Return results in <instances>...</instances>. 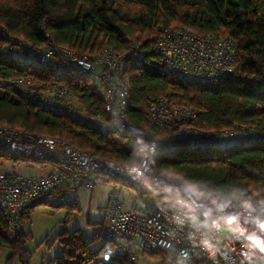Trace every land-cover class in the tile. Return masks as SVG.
<instances>
[{
	"label": "trees",
	"instance_id": "obj_1",
	"mask_svg": "<svg viewBox=\"0 0 264 264\" xmlns=\"http://www.w3.org/2000/svg\"><path fill=\"white\" fill-rule=\"evenodd\" d=\"M179 25L234 38L236 73L215 82H199L168 70L155 41L162 28ZM49 37L80 56H94L104 46L126 55L137 44L140 58L125 57L126 110L132 123L160 142L155 168L176 180L194 183L215 202L264 198L263 142H234L226 148L211 149L187 147L174 124L160 127L146 118L153 103L167 98L192 107L195 124L203 130L243 126L264 129V0H0V124L61 137L97 157L132 165L137 162L138 148L133 135L44 107L9 82L28 77L37 86L67 87L90 117L109 120L103 92L93 75L43 64L17 49L16 39L43 47ZM9 159L45 165L38 159L0 151V165ZM136 189L142 197L163 199L170 194L167 188ZM75 205H67L69 211L63 222ZM34 208L22 213L23 226ZM26 238V231L11 237L0 211V250H10L6 264L16 259L29 264L32 255ZM56 238L63 252L54 264H136L126 254L115 253V243L107 237L101 241L100 234L84 240L80 229L73 233L64 230Z\"/></svg>",
	"mask_w": 264,
	"mask_h": 264
},
{
	"label": "built area",
	"instance_id": "obj_2",
	"mask_svg": "<svg viewBox=\"0 0 264 264\" xmlns=\"http://www.w3.org/2000/svg\"><path fill=\"white\" fill-rule=\"evenodd\" d=\"M16 41L18 50L27 51L43 64L71 67L93 75L103 92L109 120L92 118L77 109L79 102L67 87L37 86L28 77L12 79L11 84L44 107L70 113L117 133L133 135L138 148L135 164H121L97 157L61 137L0 124V151L38 159L51 167L46 174L26 176L5 172L0 165V211L11 237L22 232L21 215L28 207L41 203L75 204L79 190L92 191L103 178H118L140 189L167 188L170 194L163 199L144 196L132 209H124V201L112 196L103 231L115 243V253L126 254L134 262L135 249L139 248L167 253L169 258L164 264H264L261 247L264 245V198L215 202L192 182L176 180L155 168L160 142L132 123L126 112L124 63L129 55L140 58L137 44L126 55L104 46L94 56H80L50 37L43 47L23 39ZM155 48L168 70L190 80L215 82L236 73L237 41L232 37L201 33L179 25L162 28ZM146 118L160 127L174 124L187 147L211 149L226 148L234 142L264 143V129L259 127L200 129L195 124L196 112L192 107L167 98L153 103Z\"/></svg>",
	"mask_w": 264,
	"mask_h": 264
},
{
	"label": "rangeland",
	"instance_id": "obj_3",
	"mask_svg": "<svg viewBox=\"0 0 264 264\" xmlns=\"http://www.w3.org/2000/svg\"><path fill=\"white\" fill-rule=\"evenodd\" d=\"M77 106L76 108L81 112L87 113L84 107H80L79 104ZM2 168L5 172L26 176L43 175L51 170L49 165L44 166L32 160L15 162L11 159L6 160ZM163 174L172 177L169 174ZM113 195L119 196L124 201V209L135 208L139 201L144 199L139 196L136 187L129 182H122L121 179L106 180L103 178L92 191L79 190L76 205L70 209L72 214L69 215L66 222L63 221L67 218L66 214L69 211L67 205L55 207L51 204H38L34 208L29 222L24 224L22 229L27 233L26 245L32 255L29 264H54L55 258L62 255L63 252L62 245L56 236L64 230L73 233L80 229L84 240H91L94 234H100L101 241L107 239L103 231V222L107 206ZM140 203H143V200ZM135 252L136 264H164L169 258L167 253L161 251H145L138 248L135 249ZM9 254L8 248L0 250V264L7 263ZM12 264H20V262L16 259Z\"/></svg>",
	"mask_w": 264,
	"mask_h": 264
},
{
	"label": "clouds",
	"instance_id": "obj_4",
	"mask_svg": "<svg viewBox=\"0 0 264 264\" xmlns=\"http://www.w3.org/2000/svg\"><path fill=\"white\" fill-rule=\"evenodd\" d=\"M250 239H253L254 240L253 237H250ZM254 242L257 243V244H259V241H254ZM261 247H262V250H264V245H261Z\"/></svg>",
	"mask_w": 264,
	"mask_h": 264
},
{
	"label": "crops",
	"instance_id": "obj_5",
	"mask_svg": "<svg viewBox=\"0 0 264 264\" xmlns=\"http://www.w3.org/2000/svg\"><path fill=\"white\" fill-rule=\"evenodd\" d=\"M95 188V187H94ZM140 197H142V196H140ZM108 207V206H107ZM130 209H132V208H130Z\"/></svg>",
	"mask_w": 264,
	"mask_h": 264
},
{
	"label": "bare ground",
	"instance_id": "obj_6",
	"mask_svg": "<svg viewBox=\"0 0 264 264\" xmlns=\"http://www.w3.org/2000/svg\"><path fill=\"white\" fill-rule=\"evenodd\" d=\"M23 231V230H22Z\"/></svg>",
	"mask_w": 264,
	"mask_h": 264
}]
</instances>
